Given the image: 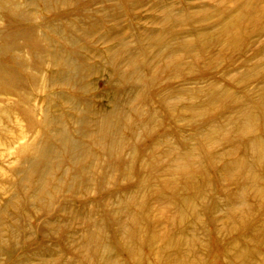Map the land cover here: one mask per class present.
<instances>
[{
	"label": "rangeland",
	"instance_id": "obj_1",
	"mask_svg": "<svg viewBox=\"0 0 264 264\" xmlns=\"http://www.w3.org/2000/svg\"><path fill=\"white\" fill-rule=\"evenodd\" d=\"M8 18L29 38L6 64L25 85L0 81V264H264V0H0ZM118 106L124 163L76 124Z\"/></svg>",
	"mask_w": 264,
	"mask_h": 264
},
{
	"label": "bare ground",
	"instance_id": "obj_2",
	"mask_svg": "<svg viewBox=\"0 0 264 264\" xmlns=\"http://www.w3.org/2000/svg\"><path fill=\"white\" fill-rule=\"evenodd\" d=\"M251 2H252V0H251ZM45 5H48L51 7L50 3H46ZM23 23L24 22L22 20L8 18L7 19V27L5 29H0V81L4 80V81L8 82L9 84H11L13 87V88H11V91L19 90L21 88V86L25 85V83L19 82V80H18L19 78H11L13 76L12 75L13 73L10 70H8L7 65H6L7 63H16V59H17L16 56L11 55V54L13 53L14 50H19L21 48V45H20L19 49L17 48V44H18L17 39L18 38H22V39L29 38V34H27V30L25 28H20V26H24ZM234 27H235V24H230L227 27L228 29H225V31L231 30ZM39 49H40V47L38 45H34L33 52L30 51L31 52L30 54L34 53V51H37ZM41 50L42 49H40V51ZM8 71H10V73H8ZM143 71H144V66L141 67V71H140L141 77H143V75H144ZM138 77H139V75H138ZM141 77H139L138 80L140 82H145V84L147 86L148 79L141 78ZM31 88L29 90H31ZM134 89L139 90L138 86H136ZM141 89H143V88H141ZM133 102L134 101L132 100L131 103H129V102L125 103L124 106L127 104L125 107L130 106V109H131ZM164 104L166 106V103H164ZM1 112L6 113L7 111L2 110ZM126 115H127L126 109L123 110L118 106L115 110L103 115V117H101L100 120L95 122L94 125H92V126H90L91 122L86 117H82L78 120L76 119V124H78V123L80 124V126L78 128L79 136H81L83 139L85 137H87L88 138L87 140L91 139L93 142H95L94 147L100 148L102 153L107 155V158L118 157L119 160H121V162L124 163V161L122 160V157L120 155L121 153L119 151V148L121 147V145L123 146V143L120 144L121 143V136H122L121 131H122L123 127H125L124 126V118L126 117ZM46 119H47L46 120L47 123H51V122L54 123V118H51L50 116H46ZM0 123L2 124V121H0ZM63 125L64 124H62V128H61L60 133L64 136V135H66L65 133L68 131L66 130V128ZM0 127H1V125H0ZM91 127H94V131L91 130L92 129ZM83 139L82 140L79 139L78 141H76V140L66 136V141H67V143H69L68 151H70L72 159H74V157L77 155H81L82 153L85 154V152L86 153L91 152L90 156L87 157V159L94 158V164H96L98 161L99 155H97L93 152L94 147L92 149H90L91 147L89 146V144L87 145V144L83 143L82 142ZM38 148H40V147H37L36 149L38 150ZM73 148H75L76 151H75V153L72 154L71 150ZM44 151H45V149L41 148V152H44ZM86 162L87 161L84 160L83 162L78 164V165H81L79 167L81 174L78 176H75V177H77L80 180V182H84L86 180L85 179V172L93 167V165H91V164L89 165V163H86ZM128 167L130 170L131 169L130 164H128ZM101 184H102V182L99 179H97L94 182V185L96 186V188L98 185H99L98 188H100ZM104 233L105 232L102 230H100L97 233L90 231L88 233V240L90 239L88 242L91 244L95 243L98 245L99 242L103 241ZM16 263H17V261H13L11 264H16Z\"/></svg>",
	"mask_w": 264,
	"mask_h": 264
}]
</instances>
